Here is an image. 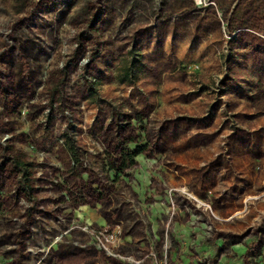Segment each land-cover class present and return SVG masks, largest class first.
<instances>
[{"label":"rangeland","instance_id":"obj_1","mask_svg":"<svg viewBox=\"0 0 264 264\" xmlns=\"http://www.w3.org/2000/svg\"><path fill=\"white\" fill-rule=\"evenodd\" d=\"M221 241L264 259V0H0V264Z\"/></svg>","mask_w":264,"mask_h":264},{"label":"trees","instance_id":"obj_2","mask_svg":"<svg viewBox=\"0 0 264 264\" xmlns=\"http://www.w3.org/2000/svg\"><path fill=\"white\" fill-rule=\"evenodd\" d=\"M68 149L74 161L78 162L77 153L71 142L68 143ZM129 153L133 154V150L129 151ZM31 165V163L25 162L19 157L13 159V168L16 172L19 173V185L23 190H25L28 198L31 197V188L27 184V182L29 181L27 175L29 173L28 167H30ZM53 264H107V261L101 252H97V254L88 258H80L76 255H73L69 258L57 259Z\"/></svg>","mask_w":264,"mask_h":264},{"label":"crops","instance_id":"obj_3","mask_svg":"<svg viewBox=\"0 0 264 264\" xmlns=\"http://www.w3.org/2000/svg\"><path fill=\"white\" fill-rule=\"evenodd\" d=\"M216 245H217V249H219L222 252H223L224 248L225 249H229L232 252L224 250V253L226 254V256L223 259H221V260H216L217 259L215 257L216 254H211V253L208 254L206 256V259L211 261L212 264H215L216 261H218L217 264H245L243 262L244 261L243 257H244V255H245V253L247 251V246L245 244H243V245H234V246L228 244V246H227V243H226V246L225 245L223 246V242L221 241L219 243H216ZM231 254H232V257H231ZM228 256H230V257H228ZM259 264H264V259H262V263H259Z\"/></svg>","mask_w":264,"mask_h":264},{"label":"built area","instance_id":"obj_4","mask_svg":"<svg viewBox=\"0 0 264 264\" xmlns=\"http://www.w3.org/2000/svg\"><path fill=\"white\" fill-rule=\"evenodd\" d=\"M195 3L200 4L201 0H195ZM107 237H108V238H106L107 241H113V239H114V236L112 234H110V235L107 234Z\"/></svg>","mask_w":264,"mask_h":264}]
</instances>
